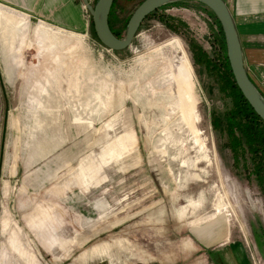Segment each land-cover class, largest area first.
<instances>
[{"label": "rangeland", "instance_id": "obj_1", "mask_svg": "<svg viewBox=\"0 0 264 264\" xmlns=\"http://www.w3.org/2000/svg\"><path fill=\"white\" fill-rule=\"evenodd\" d=\"M84 11L77 33L0 6V264H191L197 230L264 264V196L232 168L210 117L230 104L190 51L215 55L208 8L165 6L120 52Z\"/></svg>", "mask_w": 264, "mask_h": 264}, {"label": "crops", "instance_id": "obj_2", "mask_svg": "<svg viewBox=\"0 0 264 264\" xmlns=\"http://www.w3.org/2000/svg\"><path fill=\"white\" fill-rule=\"evenodd\" d=\"M92 1L89 0L91 4ZM223 1L237 30L244 69L264 101V0ZM0 3L12 9L3 5H0L1 7L24 17L41 18L46 25L56 27V31L81 33L87 28L81 0H0ZM212 225L214 227V224ZM215 228H220L217 237L221 238V224ZM254 229L262 238L264 237L261 225ZM196 235L203 244L206 255H199L191 264H255L252 255L248 254L244 244L239 240L224 242L222 245L213 240L207 242L211 237L215 238L212 233L207 235L197 230Z\"/></svg>", "mask_w": 264, "mask_h": 264}, {"label": "trees", "instance_id": "obj_3", "mask_svg": "<svg viewBox=\"0 0 264 264\" xmlns=\"http://www.w3.org/2000/svg\"><path fill=\"white\" fill-rule=\"evenodd\" d=\"M96 1L97 0H94V3ZM118 1L119 0H113L108 15V25L111 32L117 38L122 39L132 13L126 20H121L116 16L115 5ZM141 1L143 2V0ZM175 2L177 1L173 3ZM167 5L158 8V10ZM201 5L204 4L202 3ZM158 10L150 13L144 20L154 16ZM208 11L213 17L217 28V36L214 40L216 43L213 53L215 54L214 57L211 58L207 52L198 45L191 42L189 44L194 64L202 66L203 69L211 75L218 91L223 97L228 99L230 104L224 111L212 112L210 114L211 126L224 138V146H226L231 153L233 161L232 168L235 171L237 170L239 174L245 175L247 180H252L256 188L264 196V123L260 117L256 115L251 105L244 99L239 87H237L229 66L227 44L225 43L223 29L216 16L209 9ZM90 26L92 37L101 45L95 34L91 18Z\"/></svg>", "mask_w": 264, "mask_h": 264}, {"label": "water", "instance_id": "obj_4", "mask_svg": "<svg viewBox=\"0 0 264 264\" xmlns=\"http://www.w3.org/2000/svg\"><path fill=\"white\" fill-rule=\"evenodd\" d=\"M174 1L181 0H143L130 15L131 17L125 28V35L122 39H119L111 32L108 25V15L113 0H97L94 4H91L89 0H81L84 9L92 20L99 42L103 47L113 52L128 49L144 19L150 13L158 10V8ZM194 1L203 3L218 19L224 32L229 66L236 85L239 87L244 99L251 105L256 115L264 123V101L244 69L241 43L239 42L237 30L225 2L223 0Z\"/></svg>", "mask_w": 264, "mask_h": 264}, {"label": "built area", "instance_id": "obj_5", "mask_svg": "<svg viewBox=\"0 0 264 264\" xmlns=\"http://www.w3.org/2000/svg\"><path fill=\"white\" fill-rule=\"evenodd\" d=\"M105 48V47H104ZM108 50V49H107ZM111 51V50H110Z\"/></svg>", "mask_w": 264, "mask_h": 264}]
</instances>
